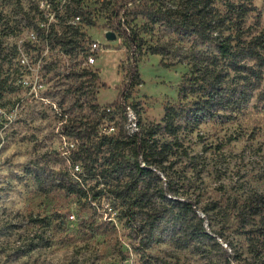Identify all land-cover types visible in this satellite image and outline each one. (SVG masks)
I'll return each mask as SVG.
<instances>
[{
  "label": "rangeland",
  "instance_id": "374dc122",
  "mask_svg": "<svg viewBox=\"0 0 264 264\" xmlns=\"http://www.w3.org/2000/svg\"><path fill=\"white\" fill-rule=\"evenodd\" d=\"M188 1L0 0V264H264V0L211 5L256 52L235 69L133 10ZM194 77L223 97L198 124L201 93H179ZM120 100L148 162L100 144L107 119L129 137L122 111H105ZM168 106L175 127L161 123Z\"/></svg>",
  "mask_w": 264,
  "mask_h": 264
},
{
  "label": "trees",
  "instance_id": "16d2710c",
  "mask_svg": "<svg viewBox=\"0 0 264 264\" xmlns=\"http://www.w3.org/2000/svg\"><path fill=\"white\" fill-rule=\"evenodd\" d=\"M214 1L215 0H189L188 4L185 5L184 9L180 13L171 12L170 10L162 11L161 9L155 8L154 6L144 4H139L135 6L133 10H137V14L144 16L149 22V24H165V26L173 29L176 33L182 35H194L196 39L202 42H208L213 44L218 53L217 57L225 61L228 68L235 69V65L238 60H241L246 57H254L256 52L251 46V42L245 44L243 41L240 40L239 37H236L237 42L233 43L232 40L235 37L230 34H223L222 31L225 28L223 27L224 20L219 21L215 19L212 15L211 5ZM117 8L118 9L115 10L112 15L116 20L120 18V10L122 7L119 6ZM174 15L176 17H174ZM116 30L126 41H128L131 47H136L139 51L142 49L140 39L136 35L129 33V31L124 27V25H122L120 21L116 27ZM235 30L238 31L239 29L236 28ZM261 39L262 41H259ZM256 41L257 43L255 44H258L259 46H264V31L258 38H256ZM150 51L151 54L158 53L156 49H150ZM218 58L215 57L216 60ZM195 67L196 65H193V68ZM136 68V66L133 67L128 72V76L132 77V74L134 73V71H136ZM216 78L218 77L216 76ZM131 81V83L133 84V80ZM219 82L220 81L215 80L212 84L205 83V86L198 87L199 81L197 80V77L191 78L189 80H183L179 92L183 97H185L187 93H201L199 100L193 103L194 107L191 111L192 113H194L192 114L194 118V123L198 124L200 123L201 118L205 116H210L212 114L211 110L213 108V105H215L218 101L221 102V100H223L221 92L219 91ZM217 83L218 85H216ZM217 96L218 99H216ZM117 104L118 102H115L113 105ZM199 115L201 116L199 117ZM177 116L178 115L176 113L175 108L173 106H168L165 108L164 116L162 118L161 123H164L167 127H175L174 121ZM161 123L155 125V127H160ZM140 134L141 132L129 135L127 139L116 138L119 134L112 136H103L101 137L102 142L100 144H104V141H107V146H113V150L115 151H121L124 150V148L129 147L131 155L133 157H138L140 155L144 156V153L147 151L148 147L145 136H143L142 138ZM144 160L147 161L146 155ZM85 170L87 174H92V168L87 167L85 168ZM137 170L143 172V167H138ZM77 185L78 183H76L75 186ZM160 216V213H157L154 217H150V223H152L154 220L161 218ZM156 262H159V259H157Z\"/></svg>",
  "mask_w": 264,
  "mask_h": 264
},
{
  "label": "built area",
  "instance_id": "2783aa9c",
  "mask_svg": "<svg viewBox=\"0 0 264 264\" xmlns=\"http://www.w3.org/2000/svg\"><path fill=\"white\" fill-rule=\"evenodd\" d=\"M93 59H90V62H93ZM119 109V110H118ZM106 114L112 115L115 117L117 111H122L124 117L126 118L125 130L129 135L137 134L139 132L138 122L134 111L124 103V101L118 102L117 105H110L106 109ZM117 124L114 119L104 120L98 127L99 135L103 136H112L118 134ZM73 219V215L69 217Z\"/></svg>",
  "mask_w": 264,
  "mask_h": 264
},
{
  "label": "bare ground",
  "instance_id": "6f19581e",
  "mask_svg": "<svg viewBox=\"0 0 264 264\" xmlns=\"http://www.w3.org/2000/svg\"><path fill=\"white\" fill-rule=\"evenodd\" d=\"M225 246V245H224Z\"/></svg>",
  "mask_w": 264,
  "mask_h": 264
}]
</instances>
